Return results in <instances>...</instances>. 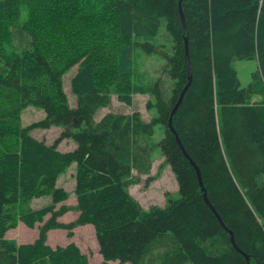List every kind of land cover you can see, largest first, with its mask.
I'll list each match as a JSON object with an SVG mask.
<instances>
[{"label": "trees", "instance_id": "16d2710c", "mask_svg": "<svg viewBox=\"0 0 264 264\" xmlns=\"http://www.w3.org/2000/svg\"><path fill=\"white\" fill-rule=\"evenodd\" d=\"M139 51L164 60L156 79L138 69ZM238 60L258 63L247 87ZM114 95L129 107L149 95L157 115L97 122ZM29 106L46 117L23 127ZM52 127L63 129L52 144L31 132ZM66 139L74 150H59ZM158 146L180 198L145 210L130 188L154 180ZM74 164L78 217L64 223L58 180ZM19 223L38 228L33 243L6 237ZM85 225L104 264H264V0H0V264H90L75 242L48 243Z\"/></svg>", "mask_w": 264, "mask_h": 264}, {"label": "rangeland", "instance_id": "374dc122", "mask_svg": "<svg viewBox=\"0 0 264 264\" xmlns=\"http://www.w3.org/2000/svg\"><path fill=\"white\" fill-rule=\"evenodd\" d=\"M28 19L27 10H23L21 21ZM137 57V67L140 71L145 72L150 79H156L162 72V66L165 64L164 60L155 55H147L139 51ZM235 68L238 71L241 87H247L253 78V74L259 69L257 61L238 60L234 63ZM76 69H72L65 76V90L69 97V102L72 106L77 103L76 96L71 90V79L76 74ZM153 100L149 95H136L134 105L132 107L126 106L117 100L114 95L112 105L108 108L101 109L96 117L97 122L107 113H123L132 114L135 111L140 112L145 121H151L156 117L157 112L153 109L147 108L148 101ZM45 112L37 107L29 106L22 111L21 123L23 127L30 126L36 122L42 121L45 118ZM62 131V127H52L48 129L35 128L32 135L39 140H43L48 144H52L58 139ZM164 134L160 126H156V133L153 141L159 143ZM76 147V143L72 139H66L59 145V150L63 152L72 151ZM75 174L76 165H72L66 173H64L59 179V186H65L69 192L70 197L65 202L67 206L71 208L68 214H66L61 221L64 223H71L78 217V212L75 209L77 199L74 193L75 190ZM138 173L135 172V175ZM150 176L154 177L150 185L146 186V179L148 176H141L142 183L139 185L131 186L130 192L132 196L140 203V205L148 210L151 206L164 207L169 200H177L180 198L179 187L174 173L171 167L165 163V158L162 155L161 148L158 146L154 154L153 168ZM51 203L50 197H44L41 199H35L32 202V206L35 209L42 208ZM75 236L73 239L67 237V231L65 230H53L49 235V244L55 248L57 246L65 247L72 242H75L86 254L90 260V264H104L103 257L99 251V245L96 238L95 229L92 225L79 226L75 230ZM38 228L30 229L25 224L19 223L16 229H12L7 233L8 239H13L18 244L32 243L33 238L38 237ZM51 241L54 243L52 244ZM110 264H119L118 262H111Z\"/></svg>", "mask_w": 264, "mask_h": 264}, {"label": "water", "instance_id": "95a60500", "mask_svg": "<svg viewBox=\"0 0 264 264\" xmlns=\"http://www.w3.org/2000/svg\"><path fill=\"white\" fill-rule=\"evenodd\" d=\"M180 11H181L182 22H183V24H184V16H183V11H182L181 8H180ZM184 27H185V26H184ZM191 83H192V76H191V73H190V71H189V82H188V84H187L185 90L183 91V93H182V95H181V97H180V99H179V103H178L177 106L175 107L172 116L175 114V112H176V110H177L179 104H180L181 101H182V98H183V96H184V93H185V92L187 91V89L190 87ZM169 125H170V128L172 129L171 121H170V124H169ZM172 131H173V129H172ZM177 141H178L179 145L182 147V145H181V143H180V141H179L178 138H177ZM191 164H192L193 167L196 169L197 174H198V176H199V180H200L201 186H202V182H201V179H200L199 170H198V168L195 166V164H194L192 161H191ZM204 198H205V201H206L207 205H208V206L214 211V209L211 207L210 203L208 202V200H207V198H206V195H204ZM214 213L216 214L215 211H214ZM216 216H217V214H216ZM217 217H218V216H217ZM230 234H231V233H230ZM232 235H233V234H231V241H232V243H234V245H235L234 238H233ZM248 261H249V258H248Z\"/></svg>", "mask_w": 264, "mask_h": 264}, {"label": "crops", "instance_id": "0c3cea01", "mask_svg": "<svg viewBox=\"0 0 264 264\" xmlns=\"http://www.w3.org/2000/svg\"><path fill=\"white\" fill-rule=\"evenodd\" d=\"M62 131H63V129H62ZM62 131H61V132H62ZM75 148H76V147L74 146V148H73L72 150H74ZM70 151H71V150H70ZM60 177H61V176H60ZM59 179H60V178H59ZM58 182H59V180H58ZM58 185H59V184H58ZM63 187H64V188H66L65 186H63ZM52 232H53V231H52ZM50 233H51V232H50ZM50 233H49V235H50ZM49 235H48V243H49ZM37 238H38V237H36V238H33V239H34V241H35ZM34 241H33V242H34ZM33 242H32V243H33ZM51 243L53 244L54 242H53V241H51ZM26 244H28V243H26ZM49 245H50V244H49ZM50 246L54 248V246H53V245H50Z\"/></svg>", "mask_w": 264, "mask_h": 264}]
</instances>
